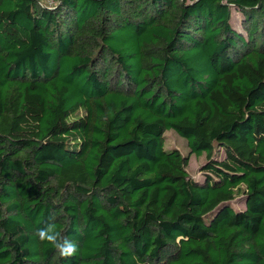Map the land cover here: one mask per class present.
I'll return each instance as SVG.
<instances>
[{
  "label": "trees",
  "instance_id": "16d2710c",
  "mask_svg": "<svg viewBox=\"0 0 264 264\" xmlns=\"http://www.w3.org/2000/svg\"><path fill=\"white\" fill-rule=\"evenodd\" d=\"M0 264H264V0H0Z\"/></svg>",
  "mask_w": 264,
  "mask_h": 264
},
{
  "label": "rangeland",
  "instance_id": "374dc122",
  "mask_svg": "<svg viewBox=\"0 0 264 264\" xmlns=\"http://www.w3.org/2000/svg\"><path fill=\"white\" fill-rule=\"evenodd\" d=\"M241 20H242V16L239 13H234L233 25L238 29H240ZM174 148L178 149L183 155L189 154V147L187 145V142L184 139L180 138L176 132L168 131L165 134V149L170 150ZM205 162H206V154H204L201 157L192 155L190 159L189 167L187 169L190 176H192L194 179H199V177L202 176L201 166ZM233 205L238 210L244 209V205L242 200H240V197L235 202H233Z\"/></svg>",
  "mask_w": 264,
  "mask_h": 264
},
{
  "label": "clouds",
  "instance_id": "9594fccd",
  "mask_svg": "<svg viewBox=\"0 0 264 264\" xmlns=\"http://www.w3.org/2000/svg\"><path fill=\"white\" fill-rule=\"evenodd\" d=\"M36 235L41 242L51 245L62 258L74 257L78 252L77 244L57 230L54 217L45 227L38 229Z\"/></svg>",
  "mask_w": 264,
  "mask_h": 264
}]
</instances>
